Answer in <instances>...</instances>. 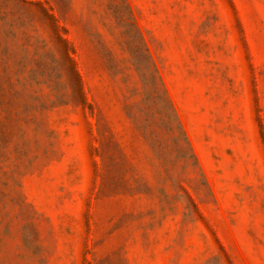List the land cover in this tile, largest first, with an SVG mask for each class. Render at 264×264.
Segmentation results:
<instances>
[{"label": "rangeland", "instance_id": "obj_1", "mask_svg": "<svg viewBox=\"0 0 264 264\" xmlns=\"http://www.w3.org/2000/svg\"><path fill=\"white\" fill-rule=\"evenodd\" d=\"M0 264H264V0H0Z\"/></svg>", "mask_w": 264, "mask_h": 264}]
</instances>
